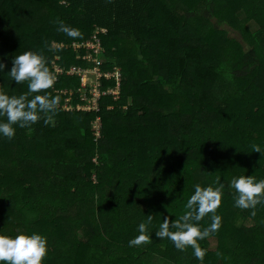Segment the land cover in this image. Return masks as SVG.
Returning a JSON list of instances; mask_svg holds the SVG:
<instances>
[{
  "label": "trees",
  "instance_id": "trees-1",
  "mask_svg": "<svg viewBox=\"0 0 264 264\" xmlns=\"http://www.w3.org/2000/svg\"><path fill=\"white\" fill-rule=\"evenodd\" d=\"M230 4L0 0V93L59 98L54 113L0 137V235L46 237L70 221L71 237L55 252L47 243L42 264H264V202L240 209L228 188L234 176L264 179V154L254 152L264 153V0L244 1L241 17ZM60 22L81 35L58 31ZM98 29L107 31L99 34L104 70L120 68L123 77L120 99H102L98 113L58 107L64 98L55 91L76 90V76L29 94L27 81L17 85L7 73L25 51L40 54L52 74L56 58L66 70L89 67L71 45ZM217 181L224 184L220 227L198 241L203 261L190 246L180 251L155 237L165 217L175 231L171 222L187 211L195 185ZM211 215L193 223L203 230ZM142 221L151 239L130 247Z\"/></svg>",
  "mask_w": 264,
  "mask_h": 264
},
{
  "label": "clouds",
  "instance_id": "clouds-1",
  "mask_svg": "<svg viewBox=\"0 0 264 264\" xmlns=\"http://www.w3.org/2000/svg\"><path fill=\"white\" fill-rule=\"evenodd\" d=\"M58 31H62L69 37L81 35L78 29L69 28L62 22L59 23ZM11 69L7 72L17 85L27 81L28 93H39L41 90L52 87L55 76L49 71L43 57L32 51H25L22 54L11 58ZM6 68L3 59L0 58V72ZM58 97L49 99L46 95H33L26 101V96H8L0 93V137L12 139L15 135L13 125L27 127L35 124L40 119V113H54L58 104ZM51 117L44 120L47 124ZM254 152L264 154L257 146ZM215 187L208 186L202 188L199 184L194 186V193L187 199L185 208L187 211L178 220L171 222L165 217L163 223L159 225V230L155 232V237L159 239L167 238L174 247L183 251L186 247H191L196 259L203 261L205 250L202 249L198 241L209 236L211 232H216L220 227V217L215 215V210L220 206L222 182H214ZM228 188L235 191L234 206L240 209L255 208L259 203L264 202V179L254 180L252 175L232 177L228 181ZM212 213L209 227L200 229L198 223L206 214ZM147 223L152 220V215H147ZM139 235L129 240V246H138L149 242L150 234H146V222L137 225ZM48 251L46 237L38 234H18L15 237L0 235V264H42Z\"/></svg>",
  "mask_w": 264,
  "mask_h": 264
},
{
  "label": "built area",
  "instance_id": "built-area-1",
  "mask_svg": "<svg viewBox=\"0 0 264 264\" xmlns=\"http://www.w3.org/2000/svg\"><path fill=\"white\" fill-rule=\"evenodd\" d=\"M99 34L105 35L107 31L98 29L92 39L83 44L74 43L71 45V48L77 53V59L87 61L89 67L72 66L66 70L57 63L58 58L52 63L54 82H58L62 75L76 76L80 80L76 90L55 91L56 94L64 98L63 104H59L58 107L65 112L98 113L101 109L102 99L111 97L114 101H118L121 97L122 71L120 68H114L112 71L104 70L105 62L100 57L104 49ZM83 49L87 50V54L81 55L80 50ZM75 97L77 99L74 103ZM93 131L95 140L99 141L102 137L100 118L93 122Z\"/></svg>",
  "mask_w": 264,
  "mask_h": 264
},
{
  "label": "rangeland",
  "instance_id": "rangeland-1",
  "mask_svg": "<svg viewBox=\"0 0 264 264\" xmlns=\"http://www.w3.org/2000/svg\"><path fill=\"white\" fill-rule=\"evenodd\" d=\"M244 1L246 2L247 0H230L231 4L230 6L234 8L235 11V14H236V17H241V14H242V11H241V6L243 5ZM251 29L252 30H256V26H251ZM192 46L195 45V42L193 41L192 43ZM213 50V49H212ZM214 55V52L210 53L209 56L212 58ZM209 77V76H208ZM213 84L210 83V87L212 86ZM128 104H131V101H129ZM198 153L196 152V155ZM176 157L177 158H180L181 155L180 153H175ZM71 219L75 218V215L74 214H71ZM70 221H68L66 223V221L62 224V228L58 231H56V233H50L49 236L46 235V238H47V243L49 246H51V249L54 251L55 250V246L57 245L56 242H61L62 239H66V235H69L70 234V237H71V227H70ZM5 229V228H4ZM83 237V236H82ZM55 252V251H54Z\"/></svg>",
  "mask_w": 264,
  "mask_h": 264
}]
</instances>
